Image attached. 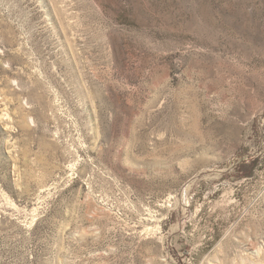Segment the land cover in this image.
<instances>
[{"label": "rangeland", "instance_id": "374dc122", "mask_svg": "<svg viewBox=\"0 0 264 264\" xmlns=\"http://www.w3.org/2000/svg\"><path fill=\"white\" fill-rule=\"evenodd\" d=\"M0 264H264V0H0Z\"/></svg>", "mask_w": 264, "mask_h": 264}, {"label": "trees", "instance_id": "16d2710c", "mask_svg": "<svg viewBox=\"0 0 264 264\" xmlns=\"http://www.w3.org/2000/svg\"><path fill=\"white\" fill-rule=\"evenodd\" d=\"M252 170V169H251ZM251 170H246L247 172H244L243 174H242V177H250V175H251Z\"/></svg>", "mask_w": 264, "mask_h": 264}]
</instances>
